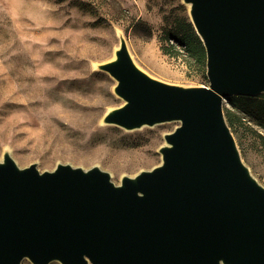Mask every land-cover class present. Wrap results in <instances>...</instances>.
Returning <instances> with one entry per match:
<instances>
[{
	"label": "water",
	"instance_id": "obj_1",
	"mask_svg": "<svg viewBox=\"0 0 264 264\" xmlns=\"http://www.w3.org/2000/svg\"><path fill=\"white\" fill-rule=\"evenodd\" d=\"M208 86L162 82L126 41L97 65L123 103L104 124L166 122L159 164L115 184L93 166L40 172L0 161V264H264V186L244 164L223 99L264 93V0H182Z\"/></svg>",
	"mask_w": 264,
	"mask_h": 264
},
{
	"label": "rangeland",
	"instance_id": "obj_2",
	"mask_svg": "<svg viewBox=\"0 0 264 264\" xmlns=\"http://www.w3.org/2000/svg\"><path fill=\"white\" fill-rule=\"evenodd\" d=\"M120 36L150 76L209 85L206 58L198 59L202 42L182 0H0V161L8 152L20 168L35 163L40 172L58 163L98 166L115 184L160 163L164 135L178 122L132 131L102 122L123 103L116 80L97 69ZM231 98L223 99L225 120L264 186V129L245 101Z\"/></svg>",
	"mask_w": 264,
	"mask_h": 264
},
{
	"label": "trees",
	"instance_id": "obj_3",
	"mask_svg": "<svg viewBox=\"0 0 264 264\" xmlns=\"http://www.w3.org/2000/svg\"><path fill=\"white\" fill-rule=\"evenodd\" d=\"M81 7H84L83 4L80 5ZM206 58L204 48L202 45H198V59L201 63H204ZM261 96L257 97H232V102L236 103L238 101H245L246 104L243 107L247 111H252V113L258 118L259 124L264 129V100L260 98Z\"/></svg>",
	"mask_w": 264,
	"mask_h": 264
}]
</instances>
